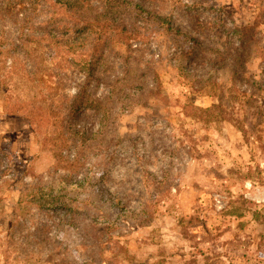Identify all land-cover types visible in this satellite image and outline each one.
<instances>
[{"label":"rangeland","instance_id":"rangeland-1","mask_svg":"<svg viewBox=\"0 0 264 264\" xmlns=\"http://www.w3.org/2000/svg\"><path fill=\"white\" fill-rule=\"evenodd\" d=\"M117 2L0 0V264H264V0ZM87 20L86 99L147 73L108 120L74 102ZM62 178L90 237L32 199Z\"/></svg>","mask_w":264,"mask_h":264},{"label":"trees","instance_id":"trees-1","mask_svg":"<svg viewBox=\"0 0 264 264\" xmlns=\"http://www.w3.org/2000/svg\"><path fill=\"white\" fill-rule=\"evenodd\" d=\"M62 5L69 8L76 7L75 9H81L84 13H90V9L94 6H91V0H58ZM93 1V0H92ZM118 0H97L100 6L104 5L105 7L114 8L118 5ZM93 24L87 20L84 24L76 28V35L73 38L72 46L75 52L81 53L79 55L83 58V63L79 65V71L82 72L86 80L81 89L80 95H78L74 102H81L83 106L90 107L96 111L98 114H101L102 118L108 120L112 117V109L119 103H124L126 99H131L134 95H137L139 91L144 88L143 82L145 83V78L147 77L146 72H136L130 68H125L124 75L122 77L115 76L113 80L108 81L109 93L105 102H100L98 100L86 99V88L87 83L96 76V71L99 67L105 66V55L98 54L97 57L90 55L86 57L84 54L87 50V38L92 34ZM256 27H239L234 26L230 33V49L229 51L233 52L232 60H237L241 58L245 53H250L253 48L252 42L255 41ZM87 36V37H86ZM83 37V39H80ZM235 42H238L235 45ZM96 50V49H95ZM228 49H225L226 52ZM230 52L228 55L230 57ZM85 56V58H84ZM222 62L225 63L227 59L221 58ZM113 104L109 106V104ZM62 181L58 183L48 182L38 189V194L35 198L43 200L44 206L52 210L62 212L66 219L67 224L73 226L76 230L80 231L85 238L92 235L91 228L89 225L82 223L88 219L87 214L84 211H81L73 205L72 199L69 197L70 191H67V186L65 184L66 179L62 178ZM58 185V186H57ZM57 186V187H56ZM95 234V232H94Z\"/></svg>","mask_w":264,"mask_h":264}]
</instances>
